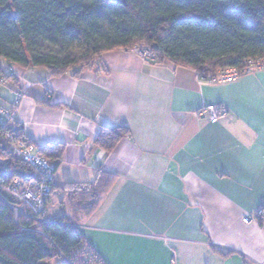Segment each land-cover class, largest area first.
Masks as SVG:
<instances>
[{
  "label": "crops",
  "instance_id": "0c3cea01",
  "mask_svg": "<svg viewBox=\"0 0 264 264\" xmlns=\"http://www.w3.org/2000/svg\"><path fill=\"white\" fill-rule=\"evenodd\" d=\"M96 65L104 70L78 77L19 67L0 85V107L25 139L67 147L46 220H72L70 210L49 217L55 193L68 207L66 185L102 170L115 181L80 232L105 264H264V71L210 85L125 50ZM208 105L227 114L196 117ZM104 127L130 131L108 155L95 146Z\"/></svg>",
  "mask_w": 264,
  "mask_h": 264
},
{
  "label": "trees",
  "instance_id": "16d2710c",
  "mask_svg": "<svg viewBox=\"0 0 264 264\" xmlns=\"http://www.w3.org/2000/svg\"><path fill=\"white\" fill-rule=\"evenodd\" d=\"M142 45L155 64L169 62L197 76L238 67L264 55V0H0V80L6 82L16 81L3 75L4 62L46 69L52 77L75 70L78 77L102 72L96 59L104 53ZM11 132L16 141L31 143L18 125ZM129 136L126 128L104 127L95 146L108 155ZM11 147L0 136V178L28 183L32 169L12 158ZM66 148L48 144L39 153L58 167ZM114 181L99 170L92 183L67 184L72 220L16 219L0 199V264H105L70 225L90 218Z\"/></svg>",
  "mask_w": 264,
  "mask_h": 264
},
{
  "label": "built area",
  "instance_id": "2783aa9c",
  "mask_svg": "<svg viewBox=\"0 0 264 264\" xmlns=\"http://www.w3.org/2000/svg\"><path fill=\"white\" fill-rule=\"evenodd\" d=\"M145 62L154 63L155 57L151 49L145 46L134 48ZM3 75L17 77L19 67L15 64L4 62L2 64ZM258 71H264V55L257 58H249L238 67H230L218 70L214 74L207 76H197L199 82L210 85H224L236 82L240 78L252 75ZM4 79L0 80V85L5 84ZM22 97L21 95L19 96ZM227 109L220 105H208L198 110L195 115L199 119H207L212 124H217L225 115ZM14 116L10 111L0 107V136L5 141L11 143V156L14 160L28 165L32 169V179L25 183L19 179L7 182L0 178V199L4 201L14 212L15 218H26L38 224L49 223L46 220L47 201L53 187H55V164L48 162L40 155V148L33 143L26 144L24 141H16L12 130L16 128ZM22 130L21 125H18ZM0 160V165H3ZM260 219H263L261 215ZM255 221L251 217H246L245 222ZM70 227L81 230L82 226L71 224Z\"/></svg>",
  "mask_w": 264,
  "mask_h": 264
},
{
  "label": "rangeland",
  "instance_id": "374dc122",
  "mask_svg": "<svg viewBox=\"0 0 264 264\" xmlns=\"http://www.w3.org/2000/svg\"><path fill=\"white\" fill-rule=\"evenodd\" d=\"M131 51H134V49L131 50ZM63 192L65 194L64 201H66V204L68 205V207L67 206L63 207V205H62V203H63V199H61L62 193L59 192V191L56 192L52 207H50L49 210H48L49 217H59V216H62L63 213H68L69 212L70 207H69V199H68V195H67L68 193L66 192V189H64ZM52 193H53V190H52ZM52 193H51V195H52ZM51 195H50V197H51ZM50 197L48 198V201H49ZM48 201H47V204H48Z\"/></svg>",
  "mask_w": 264,
  "mask_h": 264
},
{
  "label": "water",
  "instance_id": "95a60500",
  "mask_svg": "<svg viewBox=\"0 0 264 264\" xmlns=\"http://www.w3.org/2000/svg\"><path fill=\"white\" fill-rule=\"evenodd\" d=\"M117 1H119V0H117Z\"/></svg>",
  "mask_w": 264,
  "mask_h": 264
}]
</instances>
